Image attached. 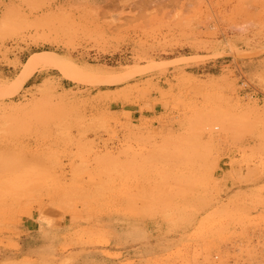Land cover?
I'll return each mask as SVG.
<instances>
[{"label":"rangeland","instance_id":"obj_1","mask_svg":"<svg viewBox=\"0 0 264 264\" xmlns=\"http://www.w3.org/2000/svg\"><path fill=\"white\" fill-rule=\"evenodd\" d=\"M38 218L28 264H264V0H0L3 260Z\"/></svg>","mask_w":264,"mask_h":264},{"label":"crops","instance_id":"obj_2","mask_svg":"<svg viewBox=\"0 0 264 264\" xmlns=\"http://www.w3.org/2000/svg\"><path fill=\"white\" fill-rule=\"evenodd\" d=\"M34 53L36 52H28V55L22 57L21 63L23 64V60L25 62ZM59 220V218L57 220L48 218L25 220L23 231L18 239V248L10 251L13 255L9 259L3 260L0 257V264H28L31 262L30 259L38 261L46 256L60 254L65 237V233H63L65 224L60 223ZM106 225L107 229L112 232L122 226L123 229H131L132 227L131 223L125 221L120 224L116 223L114 219L107 222ZM103 251L114 252L108 249Z\"/></svg>","mask_w":264,"mask_h":264},{"label":"bare ground","instance_id":"obj_3","mask_svg":"<svg viewBox=\"0 0 264 264\" xmlns=\"http://www.w3.org/2000/svg\"><path fill=\"white\" fill-rule=\"evenodd\" d=\"M192 4V1L189 2V5ZM252 10V9H251ZM251 12V11H250ZM190 14V13H189ZM253 14V13H252ZM195 15L184 17L185 20L193 21L194 23H198V21H202V19L194 17ZM251 18V17H250ZM6 19L9 20L10 16H6ZM254 19V18H253ZM251 19H245L243 22L244 24H250L254 20ZM242 20L238 21L240 23V26ZM46 68H58L63 70H68L75 72L77 74H80L81 71H79L78 65H76L73 61L64 58L63 56L59 55L58 53L51 52V51H43L37 53L34 58L30 61V63L25 68V71L23 74L19 76L16 83V89H21L24 87V85L27 83V81L34 75V73L39 69H46ZM81 75V74H80Z\"/></svg>","mask_w":264,"mask_h":264},{"label":"built area","instance_id":"obj_4","mask_svg":"<svg viewBox=\"0 0 264 264\" xmlns=\"http://www.w3.org/2000/svg\"><path fill=\"white\" fill-rule=\"evenodd\" d=\"M251 91L256 92L258 96L262 95V92L255 87H252ZM257 240H258L259 245L261 247H264V229L260 232Z\"/></svg>","mask_w":264,"mask_h":264}]
</instances>
